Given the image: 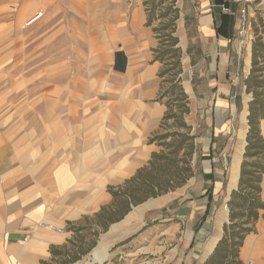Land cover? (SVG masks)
I'll return each mask as SVG.
<instances>
[{"label":"rangeland","instance_id":"1","mask_svg":"<svg viewBox=\"0 0 264 264\" xmlns=\"http://www.w3.org/2000/svg\"><path fill=\"white\" fill-rule=\"evenodd\" d=\"M1 1L6 2L3 10ZM145 1L19 0L16 5L0 0V20L18 21L17 56L4 62L0 58L5 99L0 129L19 130L11 142L18 156L14 172L22 183L33 187L47 209L72 208L76 217L63 232H72L71 239L94 241L95 248L82 255L80 264H139L140 245L148 250L176 245L186 221L174 211L194 196L200 183L198 163L209 158L210 105L201 85L192 88L195 75L179 25L181 8L188 9L190 0H175L172 7L178 9L173 33L178 43L176 51L164 48L170 63L166 74H159L167 67L155 50L160 33L153 27L160 17L156 13L151 25H145ZM163 1L168 5L170 0ZM248 33L264 40L258 20ZM12 44L16 46L15 40ZM175 59L181 73L173 84L169 74L177 69ZM178 88L188 107L182 114L184 125H176L172 117L162 122ZM186 127L188 135H196L192 141L175 134ZM160 133L167 134L152 140ZM191 142L194 150L189 153ZM160 151L164 157L159 163L165 165L160 176L174 181L176 173L186 177L184 182L132 206L121 220L93 234L88 222L109 202L107 186L122 183ZM7 174L0 171V180ZM83 225L88 226L75 231ZM243 258L264 264L254 256Z\"/></svg>","mask_w":264,"mask_h":264},{"label":"crops","instance_id":"2","mask_svg":"<svg viewBox=\"0 0 264 264\" xmlns=\"http://www.w3.org/2000/svg\"><path fill=\"white\" fill-rule=\"evenodd\" d=\"M18 2L11 0L12 4ZM1 3L3 10L6 2ZM222 14H227L229 21L222 22ZM180 20L185 49L195 75L192 88L201 85L210 105L206 116L209 158L198 163L200 183L194 196L174 211L186 221L177 244L154 245L149 250L146 245H140L138 255L143 259L139 258V264H202L222 235L223 224L228 221L227 201L238 184L248 130L252 95L246 92L244 79L250 72L254 40L248 32L256 20L264 24V0H190L188 9L181 8ZM17 31L18 21L0 20V58L3 62L17 56ZM14 40L16 46L11 45ZM14 89H18L16 84ZM4 101L0 93V109ZM259 128L264 139V118ZM18 134L17 129H0V171L8 173L0 180V264L53 263L50 249L66 248L72 232L56 233L44 224L52 223L64 229L66 222L76 216L72 215L71 207L47 209L40 196L32 193L33 187L22 183L21 175L14 172L18 156L13 151L11 139ZM194 178L196 174L192 182ZM208 189L212 194L211 209L202 221ZM260 195L264 202V179ZM108 199L109 196L104 195V200ZM25 234L29 235L27 240L23 239ZM147 255L152 258L148 260ZM246 255L264 262V216L244 238L239 250L240 264L245 263L243 256ZM81 259L69 264H80Z\"/></svg>","mask_w":264,"mask_h":264},{"label":"trees","instance_id":"3","mask_svg":"<svg viewBox=\"0 0 264 264\" xmlns=\"http://www.w3.org/2000/svg\"><path fill=\"white\" fill-rule=\"evenodd\" d=\"M175 0H170L168 5H164L163 0H146L145 25L150 26L153 16L158 13L160 21L158 26L153 27L154 31H158L160 35L159 46L155 49L157 57L168 68V63L164 57V48L167 50L176 51L178 38L173 35L175 31L174 20L178 18V9H172ZM158 11V12H157ZM171 14V15H170ZM169 16V17H168ZM222 22L229 21L230 17L227 14H222ZM264 32V24L259 20ZM164 31V34L161 32ZM164 37V38H162ZM173 65L176 66V71L169 74L170 81L173 84L178 82V76L181 73L178 68V61L175 59ZM174 66H172L174 68ZM164 68L159 74H166L169 68ZM166 72V73H165ZM175 82V83H174ZM245 90L251 93L252 98L249 102L247 124L248 130L246 133V144L243 151V157L240 164V173L237 187L231 191L227 201L228 221L223 224V232L220 239L217 241L212 253L206 258L202 264H240L239 250L243 244V240L255 228V224L261 216H264V202L261 199V182L264 179V139L260 134V120L264 118V40L256 34L252 42L251 52V67L250 72L244 79ZM188 113V107L184 101V96L180 88L177 90L176 98L168 107L162 117V122L169 118H174L176 125H184L182 114ZM187 130L183 133L175 131L176 135L186 137L188 140H193L196 135H188ZM167 133H160L153 137L154 139L162 140ZM213 141V139H212ZM159 144L168 147L164 141H159ZM179 146L178 141L173 146V150ZM191 153L194 148L192 142L189 144ZM176 151V150H175ZM211 153V146L209 155ZM164 157L162 151L153 152L147 164L117 185H108L107 192L110 195V200L106 204L93 213L91 221L88 222L90 227L96 231L106 230V228L121 220L132 208L150 197H156L166 191L180 186L185 178H180L175 173L176 180L162 178L160 171L165 170V165L160 164L159 160ZM208 195V203L202 221L208 215L211 209V190L205 192ZM87 218V217H86ZM87 225V226H88ZM87 226L83 225L75 229L80 231ZM197 224L195 225V228ZM94 241H85L82 236H76L68 240V245L64 249H50L53 263L42 261L40 264H69L80 259L83 254L87 253L93 247ZM55 257V259H54Z\"/></svg>","mask_w":264,"mask_h":264},{"label":"built area","instance_id":"4","mask_svg":"<svg viewBox=\"0 0 264 264\" xmlns=\"http://www.w3.org/2000/svg\"><path fill=\"white\" fill-rule=\"evenodd\" d=\"M44 227L47 228V229H50L56 233H62L63 232V229L62 228H57L51 224H44ZM3 238H6V235L4 234L3 235ZM29 238V235L28 234H25L23 239L24 240H27ZM244 264H252V261L251 260H247Z\"/></svg>","mask_w":264,"mask_h":264},{"label":"water","instance_id":"5","mask_svg":"<svg viewBox=\"0 0 264 264\" xmlns=\"http://www.w3.org/2000/svg\"><path fill=\"white\" fill-rule=\"evenodd\" d=\"M114 224H115V223H114ZM114 224H112V225H114ZM112 225H111V226H112ZM111 226H110L109 228H111Z\"/></svg>","mask_w":264,"mask_h":264}]
</instances>
